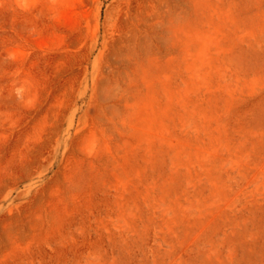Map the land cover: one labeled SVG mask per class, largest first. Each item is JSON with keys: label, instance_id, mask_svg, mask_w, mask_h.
Returning <instances> with one entry per match:
<instances>
[{"label": "rangeland", "instance_id": "rangeland-1", "mask_svg": "<svg viewBox=\"0 0 264 264\" xmlns=\"http://www.w3.org/2000/svg\"><path fill=\"white\" fill-rule=\"evenodd\" d=\"M0 264H264V0H0Z\"/></svg>", "mask_w": 264, "mask_h": 264}]
</instances>
